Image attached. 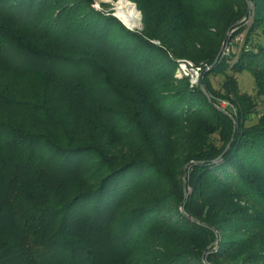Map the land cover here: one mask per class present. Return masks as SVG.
Instances as JSON below:
<instances>
[{
  "label": "trees",
  "instance_id": "1",
  "mask_svg": "<svg viewBox=\"0 0 264 264\" xmlns=\"http://www.w3.org/2000/svg\"><path fill=\"white\" fill-rule=\"evenodd\" d=\"M97 1L0 0V264H264V113L208 79L264 100V0L232 63L247 0H131L141 30Z\"/></svg>",
  "mask_w": 264,
  "mask_h": 264
},
{
  "label": "rangeland",
  "instance_id": "2",
  "mask_svg": "<svg viewBox=\"0 0 264 264\" xmlns=\"http://www.w3.org/2000/svg\"><path fill=\"white\" fill-rule=\"evenodd\" d=\"M118 1L119 0H98L94 4V6L97 9H99V10H104L106 12L111 11L112 14L114 15L116 13L115 12L116 11V2H118ZM128 1L135 5L136 9L138 10V12L140 14L139 25H138L137 28H134V29L141 30L143 28L142 13L138 9L137 5L134 2H132L131 0H128ZM100 2L105 3L106 6L103 7L100 4ZM252 14H253V5L251 6V11H250L249 15L245 19L244 29L240 30L238 33H235L230 38L229 42L227 41V43H230V45H228L229 46L228 51L226 50V52H228V53L223 52L224 50L222 51L221 55H233V58H231V60H230L231 63L236 60V58H237V56L239 54L240 48L242 47L243 43H245V40H246V37H247V33H248V30H249V26H250V23L252 22V19H253V15ZM248 39H249L248 43L255 44L257 42H262L263 41V36L258 31L256 33L250 34ZM155 42L159 43V41H155ZM227 74H234V76L237 79L238 90H239L240 93L249 94L253 98V100L255 102V109L253 110L252 113L248 114L245 117V124L246 125L255 124L258 121L259 116L262 113H264V100H263V98L261 96H259L257 94V89H256V86H255L253 74L247 69H244V70H242L240 72H233V71H231L230 68L226 69V71H224V72L209 73L208 74V79H209L212 87L214 89L222 92L223 91L222 84H223V81H224L225 76ZM201 79H202V76H201ZM220 103H221L220 106L223 107L224 109H227L228 107L230 109H233V107H231L230 103L227 102V101L223 100ZM185 194H186V196L188 194L187 185H186Z\"/></svg>",
  "mask_w": 264,
  "mask_h": 264
},
{
  "label": "built area",
  "instance_id": "3",
  "mask_svg": "<svg viewBox=\"0 0 264 264\" xmlns=\"http://www.w3.org/2000/svg\"><path fill=\"white\" fill-rule=\"evenodd\" d=\"M228 41V40H227ZM229 42V41H228ZM230 43L225 44L224 51H228ZM178 66L175 71L176 77H188L191 85H198L203 74V67L201 65L195 64L192 60L189 59H178Z\"/></svg>",
  "mask_w": 264,
  "mask_h": 264
},
{
  "label": "bare ground",
  "instance_id": "4",
  "mask_svg": "<svg viewBox=\"0 0 264 264\" xmlns=\"http://www.w3.org/2000/svg\"><path fill=\"white\" fill-rule=\"evenodd\" d=\"M115 12L127 25L138 27L140 14L133 3L128 0H119L116 2Z\"/></svg>",
  "mask_w": 264,
  "mask_h": 264
},
{
  "label": "water",
  "instance_id": "5",
  "mask_svg": "<svg viewBox=\"0 0 264 264\" xmlns=\"http://www.w3.org/2000/svg\"><path fill=\"white\" fill-rule=\"evenodd\" d=\"M247 2H248V10H247V12H246V14H245V16L243 17V19H242V21L243 20H245L246 18H247V16L249 15V13H250V11H251V3H250V1L249 0H247ZM116 17H118L119 18V20L120 21H122L123 23H124V25L125 26H127L128 28H130V29H134V27H131V26H129V25H127L116 13L114 14ZM239 24V22H237L236 24H235V26L236 25H238ZM232 31V28H230L227 32H226V34H225V37H224V39H223V42H222V45H221V48H220V51H219V54H218V56H217V59H219L220 58V56H221V54H222V51L224 50V47H225V44H226V42H227V40H228V36H229V34H230V32ZM202 80V79H201ZM200 80V85H201V87H202V89L203 90H205V87H204V85L202 84V81ZM218 108L219 109H221L222 111H224V112H226V113H229L227 110H225L223 107H221V106H218ZM232 117V119L234 120V133H235V131H236V129H237V122L235 121V117H233V116H231ZM232 137H234V134H233V136ZM230 143L231 142H229L228 143V145L226 146V148H225V150L223 151V153L219 156V157H221L224 153H225V151L228 149V147L230 146ZM190 163H192V162H190ZM188 164L189 163H187L185 166H184V171H183V176H182V179H183V188H184V191L186 190V185H187V181H186V179H187V167H188Z\"/></svg>",
  "mask_w": 264,
  "mask_h": 264
}]
</instances>
